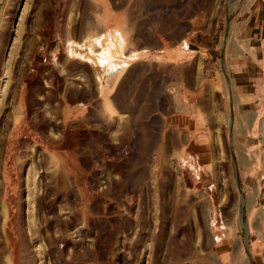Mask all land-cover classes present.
Returning a JSON list of instances; mask_svg holds the SVG:
<instances>
[{"label":"rangeland","instance_id":"374dc122","mask_svg":"<svg viewBox=\"0 0 264 264\" xmlns=\"http://www.w3.org/2000/svg\"><path fill=\"white\" fill-rule=\"evenodd\" d=\"M226 1L0 0V264H264V90L194 52Z\"/></svg>","mask_w":264,"mask_h":264},{"label":"crops","instance_id":"0c3cea01","mask_svg":"<svg viewBox=\"0 0 264 264\" xmlns=\"http://www.w3.org/2000/svg\"><path fill=\"white\" fill-rule=\"evenodd\" d=\"M224 2L227 1L219 0L220 4ZM225 5L226 8L219 9L212 19L214 25L211 33H201L196 36L194 52L206 59L216 75L222 67H225L231 76V81L236 85V99L237 97L244 99L264 90V0H231L230 4ZM165 6L163 5V11H166ZM202 18L201 11L200 16H196V20L202 21ZM175 19L178 21L180 32L181 27L186 29L185 10L179 9L178 18ZM170 27V16L163 17L161 32H165L166 29L170 32ZM200 27L202 28L198 32H207L203 30V25ZM195 28L197 29V25ZM168 42H170L169 36ZM170 46L169 44L163 51L170 52ZM226 77L228 78V74ZM243 103L240 100L236 108L242 111L243 116H249L250 110L244 111ZM252 108L259 109L260 104ZM257 113H260V110H257ZM243 125L244 123L242 127Z\"/></svg>","mask_w":264,"mask_h":264},{"label":"bare ground","instance_id":"6f19581e","mask_svg":"<svg viewBox=\"0 0 264 264\" xmlns=\"http://www.w3.org/2000/svg\"><path fill=\"white\" fill-rule=\"evenodd\" d=\"M246 227H247V225H246Z\"/></svg>","mask_w":264,"mask_h":264}]
</instances>
